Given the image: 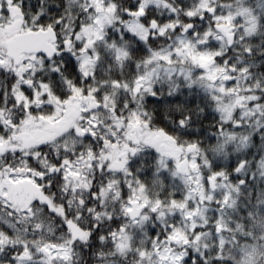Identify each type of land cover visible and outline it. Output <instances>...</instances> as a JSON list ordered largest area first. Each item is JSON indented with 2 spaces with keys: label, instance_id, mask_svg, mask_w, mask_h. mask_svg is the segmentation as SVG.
Returning a JSON list of instances; mask_svg holds the SVG:
<instances>
[{
  "label": "snow or ice",
  "instance_id": "6c2138e0",
  "mask_svg": "<svg viewBox=\"0 0 264 264\" xmlns=\"http://www.w3.org/2000/svg\"><path fill=\"white\" fill-rule=\"evenodd\" d=\"M0 264H264V0H0Z\"/></svg>",
  "mask_w": 264,
  "mask_h": 264
}]
</instances>
